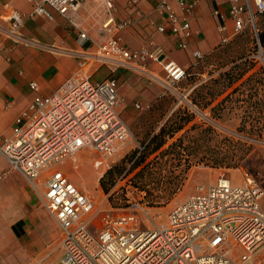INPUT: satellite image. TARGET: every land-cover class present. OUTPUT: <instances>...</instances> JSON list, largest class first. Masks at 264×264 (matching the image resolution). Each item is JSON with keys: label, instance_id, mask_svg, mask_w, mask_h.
<instances>
[{"label": "built area", "instance_id": "built-area-1", "mask_svg": "<svg viewBox=\"0 0 264 264\" xmlns=\"http://www.w3.org/2000/svg\"><path fill=\"white\" fill-rule=\"evenodd\" d=\"M99 1L107 17L101 30L104 40L96 43L72 17L83 0H33L32 15L52 18L45 8L48 5L80 29L84 44L91 41L92 45L83 54L80 69L55 94L38 93L28 111L17 119L11 136L0 144L1 154L13 170L26 177L59 227L63 254L58 264H264V191L252 178L243 185H234L223 176L208 188L197 187L196 194L171 210L166 224H157L138 203L104 215L98 224L101 213L107 210L56 169L84 148L99 153L95 167L108 166V161L133 136L122 116L124 100L119 80L113 76L95 80L89 67L98 64L113 72L125 69L168 88L190 75L189 69L169 60L160 47L126 48L119 33L133 21L116 20V0ZM177 1L183 14L177 12L172 0H159L157 10L166 23L157 30L166 33L169 26L172 35L179 38L177 47L187 50L188 41L196 35L189 15L192 6L201 0L189 4ZM227 1L232 28L217 11L221 19L219 46L228 45L248 26L258 38L256 17L264 13V0ZM26 17L19 10H10V36H18ZM204 59L205 55L195 50L191 68L200 67ZM154 66L161 68L165 78L156 75ZM30 86L39 91L37 83ZM183 96L188 100V93ZM136 107L148 110L151 105L137 103ZM139 211L148 215L152 226L142 228L137 218Z\"/></svg>", "mask_w": 264, "mask_h": 264}, {"label": "rangeland", "instance_id": "rangeland-1", "mask_svg": "<svg viewBox=\"0 0 264 264\" xmlns=\"http://www.w3.org/2000/svg\"><path fill=\"white\" fill-rule=\"evenodd\" d=\"M256 24L261 28L260 16L256 17ZM263 67L264 50L260 49L252 27L248 26L228 45L217 44L212 53L205 55L200 67L189 68L190 75L171 88L146 75L125 70V75L120 77V94L125 104L121 111L133 136L108 161V166L94 167L92 149L85 148L59 168L73 180L82 181V188L93 195L97 204L103 205L107 211L101 213L100 218L138 203L159 225L166 224L171 210L197 192V186L204 184L201 178L206 175H213L217 181L225 174L226 178L240 183L245 181L243 176L247 172L262 180ZM154 69L156 75L165 78L160 67ZM246 70L248 73L242 80L228 87L230 79ZM250 76L249 83L238 88ZM186 93L188 100L183 96ZM137 103L150 104L151 108L138 109ZM164 125L169 126V133L181 125L184 127L174 138H169L168 143L184 138L182 155H166L161 170L154 167L153 175L136 177L141 168L132 171L136 156L133 158L130 154L140 151L143 143ZM116 165L120 166L116 181L106 193L100 180ZM174 192L177 193L168 204L151 206L153 201H164ZM137 218L142 228L152 226L146 213L139 211ZM55 253L60 254L61 250L58 248ZM56 257L53 255L51 260Z\"/></svg>", "mask_w": 264, "mask_h": 264}, {"label": "crops", "instance_id": "crops-1", "mask_svg": "<svg viewBox=\"0 0 264 264\" xmlns=\"http://www.w3.org/2000/svg\"><path fill=\"white\" fill-rule=\"evenodd\" d=\"M83 1V5L72 13V17L92 41L100 43L104 40L101 30L107 17L106 9L99 0ZM192 1L186 0L188 4ZM158 4L159 0H116V20L133 21L130 27L119 33L126 48L151 49L157 46L169 60L189 69L195 50L208 55L219 44L218 25L221 19L216 15L217 11L225 17L228 27L232 28L227 0H201L192 6L189 15L192 30L196 35L188 41V49L181 50L176 45L179 38L172 35L169 26L166 33L158 32L157 27L166 23L157 10ZM172 5L179 14H183L177 0H172ZM12 8L27 15L17 37L9 35V14ZM45 8L52 18L32 15L33 0H0V144L11 136L17 119L28 111L38 93L46 96L55 94L65 81L80 69L83 54L88 52L92 45L91 41L84 44L80 39V29L67 17L48 5H45ZM89 73L95 80H103L111 75L117 78L120 84V77L125 75V69L113 72L107 67L95 64L89 67ZM33 82L38 84V92L31 88ZM92 152L95 167V160L99 155L96 156L94 149ZM59 166L56 169L61 170ZM223 176L225 174L216 181L213 175H206L201 178L204 184L197 187L208 188ZM68 177L97 204L93 195L82 188V181L79 183L69 175ZM244 177L245 181L240 183L229 179L234 185H243L248 178H252L264 191V174L262 180L247 172ZM43 178L44 175L41 179ZM261 207L264 211V197ZM102 218L98 219V224H101ZM58 248L61 250L60 254L55 253ZM62 254L59 227L41 204L26 177L13 170L0 152V264H58ZM53 255L57 257L51 260Z\"/></svg>", "mask_w": 264, "mask_h": 264}, {"label": "trees", "instance_id": "trees-1", "mask_svg": "<svg viewBox=\"0 0 264 264\" xmlns=\"http://www.w3.org/2000/svg\"><path fill=\"white\" fill-rule=\"evenodd\" d=\"M258 16L261 17V28H258V38L257 44L264 50V13L259 14ZM263 76H264V67L261 69ZM248 71H244L238 77L234 79H230L228 87H232L236 82L242 80ZM253 76V75H252ZM252 76L248 77L245 81L238 88H242L243 85H247L251 80ZM264 82V77L262 78ZM237 90V88L235 89ZM184 127L181 125L175 128L171 133H169V126L164 125L161 127L160 131L156 134H153L149 137V139L143 143V147L140 151H134L130 155H134L133 158L136 156L134 163L132 165V171L138 168L141 170L137 173L136 177L144 176L145 174L153 175L154 167L162 169L164 165L162 159L166 155H182L184 147V138H178L172 144H169V138L172 139L174 136L180 132ZM262 136V133L259 137ZM168 145V147H166ZM152 156H155L152 160H149ZM120 166L116 165L109 169L106 174H104L100 180V185L106 193L110 192V188L115 183L116 178L115 175L119 171ZM177 192L171 193L164 201L158 200L153 201L151 206H162L168 204L174 197Z\"/></svg>", "mask_w": 264, "mask_h": 264}]
</instances>
